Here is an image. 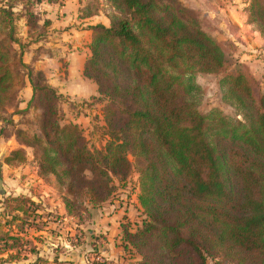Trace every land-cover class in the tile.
Instances as JSON below:
<instances>
[{
	"label": "trees",
	"instance_id": "obj_1",
	"mask_svg": "<svg viewBox=\"0 0 264 264\" xmlns=\"http://www.w3.org/2000/svg\"><path fill=\"white\" fill-rule=\"evenodd\" d=\"M104 1L108 26L89 28L83 67L106 102V141L95 149L79 126L64 123L63 96L23 60L49 26L37 2L0 0V137L18 145L3 163L19 167L29 152L38 176L55 182L66 216L75 218L109 200L112 180L124 182L135 168L144 220L133 233L124 228L123 237L140 255L137 264H264V94L238 71L218 83L232 114L201 113L197 77L219 75L230 61L197 18L176 0ZM245 1L264 32V0ZM97 2L79 18L98 16ZM20 20L26 43L17 35ZM27 86L30 97L18 109ZM11 109L19 119L2 118ZM3 202L16 213L5 221L9 228L34 204L24 197ZM8 233L0 232V243L12 242L2 252L21 241L20 233ZM32 264L46 262L37 257Z\"/></svg>",
	"mask_w": 264,
	"mask_h": 264
},
{
	"label": "rangeland",
	"instance_id": "obj_2",
	"mask_svg": "<svg viewBox=\"0 0 264 264\" xmlns=\"http://www.w3.org/2000/svg\"><path fill=\"white\" fill-rule=\"evenodd\" d=\"M35 1L37 2L35 11L39 13L41 21H48L44 19L46 10H42L48 4L57 5L49 6L53 8L47 17L64 21L72 19L73 13L79 18V11L92 0H75L70 3L71 7L68 4L69 8H66L64 0ZM176 1L197 18L201 29L222 48L230 61V65L219 75L197 77L196 81L201 87L199 111L206 113L211 109L219 108L227 114H232L231 109L220 102L218 83L223 77L238 71L251 80L256 93L264 94V32L249 17L250 2ZM61 2L63 3L60 4ZM97 3L98 9L96 5L93 7L101 12L98 16H106L109 10L105 1L98 0ZM60 7H65V10ZM48 22L45 39L30 45L24 55L27 57L32 55L34 60L38 56L45 58L53 53L51 56L59 60L58 70L63 72L66 63L63 56L68 53L69 46H65L66 43L60 40L47 43L51 29V22ZM26 31L24 21L17 22V35L22 43L27 41ZM36 73H41L47 82L43 71ZM30 94V88L27 86L19 94L16 108L23 109ZM66 97L63 96L59 106L64 123L79 126L89 146L101 149L106 141L102 130L106 102L98 100V95L97 98ZM2 118L19 119L18 116L13 115L12 109L3 114ZM2 127L5 129L6 126L0 121V129ZM7 131H10V128L5 130ZM7 140L9 139L0 137V232L8 231L9 235L16 236V233H20L18 227H22L23 232L18 235L21 239L20 243L10 251L2 252V249L6 243L9 245L12 242L0 243V264H32L37 257L42 258L46 264H137L140 261V255L126 244L123 237L124 228H128L133 233L144 220L143 210L137 199L138 175L135 168L124 182L112 180L114 191L105 203L95 208L87 206L88 213H84L82 218L69 217L65 214L55 182L38 176L30 156L27 162L19 167H9L3 163L11 149L5 143ZM129 160L133 163L132 158ZM8 197H24L34 203L25 206L28 208H26L27 215L22 216L18 213L20 217L22 216L21 221L16 220L11 228L5 225V221H11L12 215L16 213L11 214V211L4 210L3 201ZM10 254L17 255L12 257L18 259L17 262H5ZM207 264H215V262L209 260Z\"/></svg>",
	"mask_w": 264,
	"mask_h": 264
},
{
	"label": "crops",
	"instance_id": "obj_3",
	"mask_svg": "<svg viewBox=\"0 0 264 264\" xmlns=\"http://www.w3.org/2000/svg\"><path fill=\"white\" fill-rule=\"evenodd\" d=\"M64 1H66L64 2L66 8H69L71 7L70 3L75 0ZM62 3L63 2L60 4ZM53 5L54 4H48L46 8L43 7L42 9L43 11L46 10V17L44 19L51 22V29H49L50 33L47 38L49 40H47V43L50 41L55 42L56 40H60L61 42L66 43L65 46H69V49H67L68 53L63 56L64 62H66L65 69L63 72L58 70L59 67L57 65L59 60H57L58 58L56 59L54 56H51L53 53L45 58L38 56L34 60L32 59V55H29V58L24 55L23 60L26 64H30L34 71H43L47 79V83L52 88L56 89L60 95L65 97L82 96L83 98H97L96 86L91 81L83 77V67L89 57L88 45L91 37V31L89 28L96 25H103L107 27L108 20L102 15L82 20L77 17V14L74 15L73 13L71 15L72 19L59 21L57 20L58 18L47 17V14H50V12H52V8L57 4ZM49 6L53 7L51 8ZM60 8L65 10V7ZM72 10L73 9H71V11ZM58 73L60 74L57 75ZM53 76L54 78H52ZM55 76H57V78H55ZM5 143L11 147L9 154L18 148V145L15 143L13 138H9V140ZM29 156L30 153L28 152V157ZM30 159H32L31 156ZM28 161L30 160L28 159Z\"/></svg>",
	"mask_w": 264,
	"mask_h": 264
}]
</instances>
